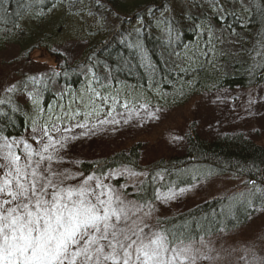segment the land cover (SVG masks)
Instances as JSON below:
<instances>
[{
  "label": "trees",
  "instance_id": "16d2710c",
  "mask_svg": "<svg viewBox=\"0 0 264 264\" xmlns=\"http://www.w3.org/2000/svg\"><path fill=\"white\" fill-rule=\"evenodd\" d=\"M54 11L62 12L58 19ZM74 20L82 21L78 29L73 23L64 30ZM198 24L211 25L215 34L208 57L200 55L207 39ZM78 32L86 34L87 48L73 64L55 52L56 59L64 60L60 75L33 80L17 71L14 90L0 89V141L22 138L34 123L64 116L68 105L88 106L85 114L111 112L124 103L175 109L205 94L264 84V0H0V53L8 44L18 48L8 66L29 59L34 50L50 52L60 37ZM90 88L122 102L92 104ZM67 94L72 96L66 103ZM184 142L179 155L147 167H141L139 149L132 148L83 162L77 171L104 177L130 170L138 177L124 194L153 206L160 194L205 180L243 181L239 192L159 219L160 227L183 230L195 242L238 232L264 214V146L243 134L207 140L193 131Z\"/></svg>",
  "mask_w": 264,
  "mask_h": 264
},
{
  "label": "snow or ice",
  "instance_id": "6c2138e0",
  "mask_svg": "<svg viewBox=\"0 0 264 264\" xmlns=\"http://www.w3.org/2000/svg\"><path fill=\"white\" fill-rule=\"evenodd\" d=\"M196 27L207 39V50L200 55L208 57L215 34L211 25ZM96 83L106 88L98 78ZM89 91L92 104L110 99L95 88ZM62 131L71 129L48 124L33 128L32 139L40 147L22 141L23 152L7 137L0 143V264H198L211 259L183 230L164 229L159 220L149 224L157 209L133 203L105 183L114 176H74L54 168L63 162L59 150L67 138L56 140L52 133Z\"/></svg>",
  "mask_w": 264,
  "mask_h": 264
},
{
  "label": "rangeland",
  "instance_id": "374dc122",
  "mask_svg": "<svg viewBox=\"0 0 264 264\" xmlns=\"http://www.w3.org/2000/svg\"><path fill=\"white\" fill-rule=\"evenodd\" d=\"M61 14L60 11L59 13L54 11L52 17L58 19ZM66 23L64 30H70L73 23L78 29L77 25L82 21L74 20ZM67 35L60 37L58 40L60 43H57L52 51L34 50L29 59L11 66L7 64L18 56V48L13 44L6 45L0 53V89L10 88L15 84L19 79L17 71L37 79L40 76L47 77V74L52 72L56 76L60 75L59 69L63 66L64 60L56 59L55 52L61 54L69 64L81 59V54L88 44L84 41L86 34L78 32L75 35L71 33ZM85 84L88 85V82ZM66 96L64 98L67 103L68 97L72 95ZM27 100L21 98L23 102ZM109 100L117 105L122 102L120 99H116L120 103H115L111 98ZM132 104H126L127 107H113L111 112L103 114H85L88 106L68 105L69 109L66 110L65 115L60 116L62 119L52 116L49 117L52 120L40 122L41 125L34 123L22 138L9 141L19 145L15 150L23 152L22 141H27L33 148L40 147L32 139L33 128L39 129L42 125L48 124L50 128L55 125L57 128L71 129L68 132L52 133L56 140H60L61 136L67 138L64 141L65 146L59 150L63 162L54 164L53 167L59 171H68L74 176L78 174L77 169L83 162H92L132 148L139 149L141 167H147L161 158L179 155L185 149L184 137L191 131L207 140H214L224 135L243 134L254 143L264 146V84L247 91L205 94L175 109L159 110L143 105L131 106ZM96 106L100 107V104ZM79 111H84L82 116L85 119L79 117L77 114L80 113ZM112 121L117 122L112 123ZM77 124H83L84 127H76ZM2 142L3 140L0 141ZM50 151L54 152L55 149ZM133 174L135 173L130 170L119 171L110 175L115 178H109L105 183L124 194L127 188L135 186L134 181L138 176ZM117 181L120 183L114 184ZM243 188V181L223 177L205 180L184 188L183 193L181 189L162 193L154 205L157 211L148 223L155 225L160 218L185 211L223 195L239 192ZM172 193H175V196L167 198ZM127 199L131 201L130 198ZM256 216L247 228L238 232L220 234L217 237L195 242L201 254L211 257L207 261H198V264H264V214L258 213Z\"/></svg>",
  "mask_w": 264,
  "mask_h": 264
}]
</instances>
